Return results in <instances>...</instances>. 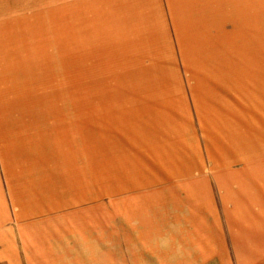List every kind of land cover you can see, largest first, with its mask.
<instances>
[{
	"label": "rangeland",
	"instance_id": "obj_1",
	"mask_svg": "<svg viewBox=\"0 0 264 264\" xmlns=\"http://www.w3.org/2000/svg\"><path fill=\"white\" fill-rule=\"evenodd\" d=\"M179 1L0 0V264H259L264 0Z\"/></svg>",
	"mask_w": 264,
	"mask_h": 264
},
{
	"label": "crops",
	"instance_id": "obj_2",
	"mask_svg": "<svg viewBox=\"0 0 264 264\" xmlns=\"http://www.w3.org/2000/svg\"><path fill=\"white\" fill-rule=\"evenodd\" d=\"M196 2L198 4V6H196V8L167 7V9H170L172 11L178 10V9L189 10L190 12H192V14L185 15V16L186 17L188 16V18L189 17L192 18V26H194V28H196L197 25L199 26L198 22L200 19H203L204 21H205V18L207 19V21H209L211 19L208 17V15L205 14V12L213 9V7H209L207 5V3L209 4L211 1L210 0H181V1H179V3H196ZM159 9L161 10V7H159ZM243 11L244 10H241V9L232 10L231 11V14H232L231 18L236 19V18L242 17ZM259 15H260V13H259ZM259 18H263V16H260ZM214 22H215V19H214ZM211 24H212L211 26H214V25L216 26L215 23H211ZM181 34H183V32ZM204 36H207V33H204ZM203 41L206 42V40L204 38H203ZM208 41L213 42V40L212 41L208 40ZM215 134H214L215 136H210V135L208 136L209 138H212L210 140H213L212 141L213 144H216L217 139H218V133H215ZM213 147H214V145H213ZM214 148L216 149L217 155L214 154L215 158L212 159V160H214L212 162L213 165H218V164H224V165L228 164L229 165V164H233V163L240 162V161L243 162V161L250 159L252 157L261 156L264 154V150L259 151V133L258 132H257V136L255 137L254 143H252L250 145H246V146H241L240 147L241 149L238 151H237V148L235 146L229 150H221L224 148L223 143H221L219 145V147H214ZM158 159L161 161H159L157 163L161 164V162H163L162 161L163 157L162 156L160 157V155H159ZM176 160H177V158L172 160L170 162V164L172 163V164L177 165L178 162ZM179 163L181 164V162H179ZM129 166H131V165H129ZM129 166L127 164V166L125 167L124 170L127 171V173L131 174ZM140 168L141 169L139 170V173L134 175V177L131 174L132 176L126 179V184H125V185H127L126 188H128V189H132V188L144 189L145 187H149V185H151V184L159 183L161 181V177H160L159 173L158 174H151V175L147 176L144 174L145 168L143 169V165H141ZM245 188H246V184H245V187L243 189H245ZM252 201L253 200H250V202H252ZM238 209H237V211H239ZM86 247L82 250L79 248L78 250H76L74 252V254H75L74 256H78L80 261H78L76 259H71V258L66 259L67 255L65 253L61 254V257L64 259H62V258H60V256H58L57 261L59 263H63V264H78V262H81V263L83 262L84 264H104L103 255H101L99 252H97L96 246L92 245V246H89V248H86ZM85 251H86L85 255H82V252L84 253ZM174 259L175 258H173V260ZM163 262H164V264H167V259H166V261L163 260ZM171 264H180V263H177V261H176V262H173ZM259 264H264V178H263V175H260V178H259Z\"/></svg>",
	"mask_w": 264,
	"mask_h": 264
}]
</instances>
